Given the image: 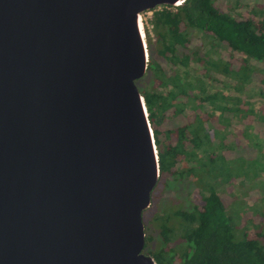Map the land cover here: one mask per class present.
I'll return each instance as SVG.
<instances>
[{
	"label": "water",
	"instance_id": "water-1",
	"mask_svg": "<svg viewBox=\"0 0 264 264\" xmlns=\"http://www.w3.org/2000/svg\"><path fill=\"white\" fill-rule=\"evenodd\" d=\"M185 0H0V264H157L141 14Z\"/></svg>",
	"mask_w": 264,
	"mask_h": 264
},
{
	"label": "trees",
	"instance_id": "trees-1",
	"mask_svg": "<svg viewBox=\"0 0 264 264\" xmlns=\"http://www.w3.org/2000/svg\"><path fill=\"white\" fill-rule=\"evenodd\" d=\"M152 10L153 37L147 31L148 69L139 90L154 132L160 177L176 178L182 170L176 168L179 162L186 165L199 157L197 149L202 151L200 157H215L211 152L216 132L213 124L223 118L220 115L229 109L228 103L237 114L243 111L241 96L222 90L228 85L221 75L234 78V90H239L257 74L250 64L264 68V16L256 15L261 10L242 17L238 12L232 15L215 7L214 0H185L175 7L162 5ZM196 33L205 35L206 43L195 42ZM217 44L225 45L231 58L239 61L236 66H232L234 59L223 61L211 54ZM210 82L221 88L210 92ZM258 82V96L264 98V79ZM259 107L256 113L264 117V104ZM188 108L194 112L187 113ZM206 187V194L190 210L177 213L179 228L158 230L160 247L147 254L157 264H173L175 259L177 264H264V244L260 243L264 225L236 239L224 199L216 186ZM262 220L264 224L263 216ZM147 230L145 225L144 249L154 238ZM176 230L181 240L178 251L172 241Z\"/></svg>",
	"mask_w": 264,
	"mask_h": 264
},
{
	"label": "rangeland",
	"instance_id": "rangeland-1",
	"mask_svg": "<svg viewBox=\"0 0 264 264\" xmlns=\"http://www.w3.org/2000/svg\"><path fill=\"white\" fill-rule=\"evenodd\" d=\"M214 3L215 7L232 15L238 12L242 17L253 14V10L256 12L261 10L262 13L256 15L264 16V0H214ZM152 16L153 10L141 14L146 42L147 31L153 37ZM196 34L195 42L202 40L206 43L205 35ZM211 54L223 61L231 58L230 51L223 44L211 48ZM233 59L232 66H236L239 61L234 57L231 61ZM255 65L257 64H250L257 74L251 77L250 83L239 90H234V78L230 75H221L222 81L228 85L222 87V90L229 95L239 94L243 102L241 103L243 111L239 114L232 111L230 108L233 105L229 102L227 106L229 109L222 111L220 115L223 118L213 124L216 132L211 139L214 145L211 152L215 157H200L202 151L197 149L199 157H194L186 165L179 162L176 168L182 170L176 178H168L163 174L153 188L152 206L143 211L142 219L148 228L147 233H152L154 238L147 244L144 253L160 247L161 242L157 232L161 227H175L174 229L180 227L181 222L177 213L190 210L198 197L206 194L208 185L216 186L224 199L227 212L231 213L229 216L232 215L236 239H241L246 231L252 232L264 225L261 224L262 216L264 217V120L259 119L264 117L256 113L260 110L259 106L264 104V98L258 96L260 89L258 87L261 86L258 79H264V68ZM143 81L144 78L136 80L139 89ZM207 87L210 92L221 88L214 87L211 82L207 83ZM235 100L231 102H236ZM251 108L254 112L249 110ZM193 110L194 108H188L185 111L193 113ZM167 118H170L169 114ZM178 232L179 230H176L172 238L173 246H177V251L181 242L177 236ZM260 243L264 244V237L261 238ZM177 263L178 259H175L173 264Z\"/></svg>",
	"mask_w": 264,
	"mask_h": 264
},
{
	"label": "built area",
	"instance_id": "built-area-1",
	"mask_svg": "<svg viewBox=\"0 0 264 264\" xmlns=\"http://www.w3.org/2000/svg\"><path fill=\"white\" fill-rule=\"evenodd\" d=\"M148 11H150V10H148Z\"/></svg>",
	"mask_w": 264,
	"mask_h": 264
}]
</instances>
